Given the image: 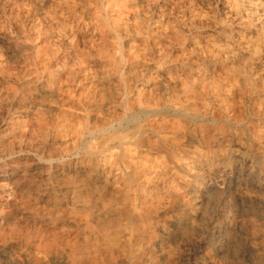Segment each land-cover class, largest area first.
Segmentation results:
<instances>
[{
	"label": "rangeland",
	"instance_id": "1",
	"mask_svg": "<svg viewBox=\"0 0 264 264\" xmlns=\"http://www.w3.org/2000/svg\"><path fill=\"white\" fill-rule=\"evenodd\" d=\"M105 3L0 0V264H264V0Z\"/></svg>",
	"mask_w": 264,
	"mask_h": 264
},
{
	"label": "bare ground",
	"instance_id": "2",
	"mask_svg": "<svg viewBox=\"0 0 264 264\" xmlns=\"http://www.w3.org/2000/svg\"><path fill=\"white\" fill-rule=\"evenodd\" d=\"M109 0H106L105 3V7L106 9H104L102 11L103 14H105L106 16L112 12V8L114 7L112 3H108ZM73 33V32H72ZM34 50V47H32ZM35 56V57H34ZM45 54L43 53V51H36L33 55V59H37L40 58L41 63H40V68L43 69L45 72L46 70L50 71L52 70L51 68L49 69V65L50 63L47 62L45 60ZM118 67H120V63H118ZM52 73V72H51ZM43 91H45L46 96L49 99L52 100H57L59 102H61L62 104L65 102H73V98H77L76 103L82 105L83 107H85V105L87 104V99L86 98H80L79 95H77L75 90H69V89H65V88H61V87H57L55 82L50 81L49 83H47V85H45L43 87ZM195 94V93H193ZM148 110L147 109H138L136 112H134V115L132 117L133 122L137 123L139 122V120L141 119V116L147 115ZM193 119H204L202 115L200 114H196ZM202 122V124H205L207 122H205V120L199 121ZM52 124L55 128V132L57 134H61V133H68L71 129H73L76 126V123L74 122L73 119L69 118L67 115L64 116H54V118L52 119ZM205 126V125H204ZM154 131L158 134V136H160V133L158 131V129H154ZM41 132L43 134V137H50V133L48 130H46L44 127H41ZM221 135H223V132L220 130L219 131ZM203 138V134L201 135ZM109 158H111V156H109ZM60 159H64V157H60ZM17 173V170L12 168V170L10 171V173L6 172L4 175L5 179H11L13 176H15V174ZM141 173V172H139ZM9 174V175H8ZM90 233H95L97 230L96 229H90ZM84 232V230H83ZM96 236L97 238L95 239V241H91L88 245H86L84 248H81L79 250H76L75 248H72L71 250H69V252L66 254L67 255V263L68 264H109V258L112 257V254H110L109 256H106L104 254V249L103 246L107 247V248H111V245H109L108 243L111 242V240H108V236L102 232L99 231L96 232ZM53 246V245H51ZM47 246H40V249L42 250H46ZM109 251V249H107ZM112 250V249H111ZM19 262L20 259H17Z\"/></svg>",
	"mask_w": 264,
	"mask_h": 264
}]
</instances>
